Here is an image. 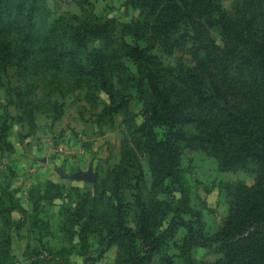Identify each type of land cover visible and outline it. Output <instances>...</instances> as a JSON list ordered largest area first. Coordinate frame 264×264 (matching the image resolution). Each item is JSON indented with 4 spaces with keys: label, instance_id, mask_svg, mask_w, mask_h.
I'll use <instances>...</instances> for the list:
<instances>
[{
    "label": "rangeland",
    "instance_id": "obj_1",
    "mask_svg": "<svg viewBox=\"0 0 264 264\" xmlns=\"http://www.w3.org/2000/svg\"><path fill=\"white\" fill-rule=\"evenodd\" d=\"M217 2L232 13L244 0ZM253 12L264 42V0L256 1ZM143 18L137 0H8L7 6L0 0V264H82L81 247L91 257L87 264L116 263L117 241L98 255V232L90 230L99 229L98 223L115 225L116 216L103 214L97 205L103 216L97 224L82 225L89 219L86 209L79 218L82 226L64 225L66 208L74 212L81 197L73 192L69 201L53 198L61 193L55 183L65 188L63 196L70 187L92 192L96 183L98 194L115 196L124 224L149 236L146 242L167 226L180 208V193L172 191L169 180H154L149 162V144L163 138L166 129L144 123L141 116L143 97L158 102L156 82L179 106L178 166L193 210L185 218L197 219L207 235L216 233L246 188L263 175L264 165L254 156L231 161L229 149L239 143L216 133V117H206L187 79V69L219 75V62L207 60L195 38L182 40L170 52L143 25L135 36L128 25ZM207 18L204 14L203 27L222 44L220 25L210 26ZM187 30L183 25L179 33ZM134 45L148 56L140 72L130 56ZM102 86L112 90L115 105L121 102L134 114L125 118L111 111L109 93ZM231 98L237 112L253 117L264 109V83L254 88L250 100L241 93ZM256 133L257 144L264 142V131ZM90 163L95 182L62 175L86 170ZM112 180L120 186L116 193L102 188ZM186 233V227L178 226L163 234L141 264H216L224 258L220 243L188 248V257H180L176 244ZM6 234L12 239L8 254ZM108 236L104 229V244ZM129 237L121 241L127 249L123 255L139 246L138 239ZM260 260L264 263V252Z\"/></svg>",
    "mask_w": 264,
    "mask_h": 264
},
{
    "label": "trees",
    "instance_id": "obj_2",
    "mask_svg": "<svg viewBox=\"0 0 264 264\" xmlns=\"http://www.w3.org/2000/svg\"><path fill=\"white\" fill-rule=\"evenodd\" d=\"M256 1L244 0L243 5L237 3L234 6L232 13H226L220 8L217 0H137L144 13V18L128 26L131 33H135L137 36L139 26L143 25L152 36L158 38L159 45L170 52L180 46L183 43L182 40L186 38H195L202 43L201 48L204 49L207 60L219 62L215 66L220 68L217 70L219 75L213 77H210L209 73L205 76L187 69L189 77L187 79L194 85L193 89L196 92L198 103L204 107L208 115L206 117H216V133L233 136L234 141L239 143L229 149L231 161L236 163L240 159L254 156L260 164L264 165V142H260V144L256 142V132L264 131V109L253 117L244 116L236 111L231 100V97L237 93H241L243 97L250 100L254 88L264 83V42L259 40L254 26L253 9L256 6ZM1 2L7 6L8 0H1ZM204 14L207 15L208 20L206 21L210 26L220 25L222 44H216L203 27L202 17ZM183 25L188 30L180 34L179 30ZM130 49V56L140 72L142 64L147 61L148 56H145L144 48L139 45L130 46ZM143 56H145L144 59H142ZM102 88L109 93L111 111L122 112L125 118L127 115L134 114L126 105H120L121 102L115 105L114 93L110 88L103 86ZM139 88L140 85H138ZM153 89H159L158 102L148 103L147 99L143 97L145 109L141 116L144 118V123L162 126L166 132L163 138L152 139L149 144L150 169L154 180L157 177L160 180H169L172 191L180 193L178 198L180 208L173 211L167 226L161 230L160 234L146 242L149 236H145L144 231L126 226L121 217V207L114 203L115 196H106L100 192L99 195L96 183L92 192L80 193L79 188L70 187L68 192L64 193L65 196L62 192L65 188L61 184L55 183L57 190L61 193L59 195L56 193L53 198L62 197L69 201L73 192L81 197V200H77L74 204L76 207L74 212L71 211L70 206L66 208L63 213L64 225L69 226L73 222L80 225V215L85 214L86 209L89 219H85L82 225L97 224L103 217L95 209L97 205L103 207V214L112 212L116 216L115 225H99L98 223L99 229L95 227L90 230L98 232V244L102 245V248L97 250L98 255L105 253L117 241L120 250L117 252L115 264H141L144 258L150 255L149 251L156 241L163 234L178 226H184L187 229L186 235L179 244H176L178 255L184 259L188 257V248L207 247L220 243L225 249L224 258L216 264H264L260 260V256L264 252V229L262 228L264 225L262 220L264 219V168L263 175L260 176L257 183L246 188L245 195L239 199L240 204L231 207L228 215L222 221L220 229L212 235L205 234L197 219H187L184 216L185 214L191 215L193 210L188 205V195L182 186L181 170L178 166L180 159L178 141L182 134L175 126L180 122L179 106L176 102H172L163 91H160L157 82ZM147 104L149 106H146ZM253 111L257 112L258 109L255 107ZM115 181L112 180V184L103 183L102 188L116 193L120 186ZM63 206L65 207L66 204ZM3 210L7 211L8 209L5 206ZM104 229L109 231L105 244L104 238L101 237ZM69 232L71 235L75 234L73 230ZM78 233L79 236L82 234L81 231ZM129 236L134 239L131 240L133 242L138 239L139 246L137 249L133 246V253L123 255L127 249L121 241ZM84 238L86 237L82 234V239ZM5 241L7 248L4 252L8 254L12 247V239L9 234L5 235ZM81 250L83 251L79 249V254L82 256V264H87L91 257H88L89 253H87L86 247H81ZM141 252L146 255H141Z\"/></svg>",
    "mask_w": 264,
    "mask_h": 264
},
{
    "label": "water",
    "instance_id": "obj_3",
    "mask_svg": "<svg viewBox=\"0 0 264 264\" xmlns=\"http://www.w3.org/2000/svg\"><path fill=\"white\" fill-rule=\"evenodd\" d=\"M62 175L63 177L68 178V179H80V180H87L91 182L96 181V175L94 174L92 163L89 164L86 170L78 169L77 171L71 174H62Z\"/></svg>",
    "mask_w": 264,
    "mask_h": 264
},
{
    "label": "crops",
    "instance_id": "obj_4",
    "mask_svg": "<svg viewBox=\"0 0 264 264\" xmlns=\"http://www.w3.org/2000/svg\"><path fill=\"white\" fill-rule=\"evenodd\" d=\"M58 155H62V154L60 153V154H58ZM66 158H67V157H65V156L62 157V160H61L62 163L66 162V161H65ZM47 160H48V158H47V156H46V161H47Z\"/></svg>",
    "mask_w": 264,
    "mask_h": 264
}]
</instances>
